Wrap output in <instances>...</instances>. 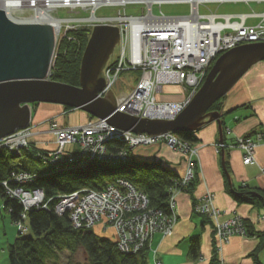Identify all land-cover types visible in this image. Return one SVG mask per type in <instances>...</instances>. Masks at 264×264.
<instances>
[{
  "label": "built area",
  "instance_id": "2783aa9c",
  "mask_svg": "<svg viewBox=\"0 0 264 264\" xmlns=\"http://www.w3.org/2000/svg\"><path fill=\"white\" fill-rule=\"evenodd\" d=\"M1 1V0H0ZM3 1V0H2ZM17 2V1H16ZM46 2V1H45ZM186 2L190 5L187 14H166L161 6L165 3ZM227 2L264 3V0H65L64 5L55 8L85 11L87 16L58 17L62 20L56 29L55 54L61 41L67 37L68 31L79 28L93 29V25L108 24L118 26L121 32L120 52L114 63L105 69L106 84L100 92H106L118 85L125 72L138 71L135 89L128 84L130 90L118 94V109L142 118L154 115L157 118H174L183 111L192 97L203 84L208 71L216 59L224 52L237 46L264 42V11L222 13L218 11L202 12L201 6L209 3L223 4ZM129 4L143 5L142 12L128 14ZM122 6L124 10L112 16H99L102 6ZM158 5L160 11L155 12ZM17 18L30 17L37 6L45 7L42 0H25L16 3ZM7 14L9 15L8 11ZM251 17L263 20L250 24ZM14 20V19H13ZM16 21V20H15ZM20 22V21H17ZM27 23V22H23ZM70 40L77 38L68 37ZM122 83H126L123 82ZM127 84V83H126ZM181 85L184 97L181 101L159 100L157 96L164 92L166 85ZM50 131L56 137V148L37 153V157L56 171L66 168L85 167L92 161L109 164L125 163L130 159L127 150L113 151L108 147L111 140H122L130 148L150 146L164 143L173 150L185 155L186 171L182 176L183 184H190L200 168L199 146L190 144L180 138L177 133L159 134L135 133L122 130L105 119L90 118L86 123L61 125L49 119ZM34 131L32 126L16 130L13 134L0 139V148H9L21 153L29 148L30 138ZM264 134L237 137L232 143H221L223 147L239 148L244 151V163H256L255 152ZM264 175V166L261 167ZM36 174L31 172L13 173L11 180L17 183L9 187L4 181L8 194L18 198L24 205V211L16 226L20 233L29 231L28 212L32 209L48 208L46 194L42 188L26 189L22 185L31 183ZM181 190H174L169 200L170 211L151 208L147 195L138 190L126 179H119L102 190L82 188L68 194H59L56 210L60 214L70 213L76 228H91L99 223L111 224L117 233V243L125 252H136L149 243L155 233L164 236L171 234L178 221L176 195ZM215 195L208 191L195 206L196 211L207 214L214 222L217 239V252L222 253L223 245L230 237L242 235L249 237L244 218L234 214L222 219L223 212L214 204ZM221 260V259H220ZM222 264H227L221 260ZM155 264H163L156 260Z\"/></svg>",
  "mask_w": 264,
  "mask_h": 264
},
{
  "label": "crops",
  "instance_id": "0c3cea01",
  "mask_svg": "<svg viewBox=\"0 0 264 264\" xmlns=\"http://www.w3.org/2000/svg\"><path fill=\"white\" fill-rule=\"evenodd\" d=\"M264 11V10H262ZM261 12V11H259ZM249 13V12H246ZM261 17L248 18L250 24H256ZM176 89L183 93L181 85H166V89ZM170 96L159 93V99H177L171 91ZM184 94V93H183ZM178 97V96H177ZM223 132L224 142L232 143L237 137L264 134V61L253 65L223 98ZM67 110L64 105L41 102L32 107L33 130L30 144L38 151L56 148V137L50 131L49 119L61 125L86 123L90 116L86 111ZM35 111V112H34ZM196 132L199 146L198 180L191 192L181 191L176 195L178 221L173 232L167 236L155 233L150 242L149 261L156 260L163 264H218L214 259L217 242L214 222L211 218L194 210V202L199 201L208 191L215 195L214 204L223 215L222 219L234 214L241 215L253 235L244 237L234 235L224 243L220 259L227 264H264V205L238 202L228 191L223 158L228 161L231 183L235 186H250L264 191V141L256 147V163H244V151L239 148L221 146L219 124L217 120L206 122ZM130 155L136 160H148L165 163L183 176L186 171L185 155L173 150L167 144L130 148ZM224 151V156L222 152ZM34 153V150H33ZM99 225V226H97ZM96 230L103 234V224H97ZM107 233V234H106ZM107 236L117 239L115 229L108 227ZM200 239V256L191 255L193 239ZM222 264V263H221Z\"/></svg>",
  "mask_w": 264,
  "mask_h": 264
},
{
  "label": "trees",
  "instance_id": "16d2710c",
  "mask_svg": "<svg viewBox=\"0 0 264 264\" xmlns=\"http://www.w3.org/2000/svg\"><path fill=\"white\" fill-rule=\"evenodd\" d=\"M90 34L91 29L85 27L68 31L67 37L61 41L57 54L54 56L50 79L74 85L80 84L81 60ZM69 36L77 38L79 41L70 40ZM223 98L218 100L210 111H222ZM65 108L71 109L68 106ZM90 118L94 117L90 116ZM177 135L190 144H195L198 141L196 132ZM108 147L113 151L127 150L130 155V147L122 140H111L108 142ZM39 152L41 151L32 147L31 144L21 153L11 151L9 148H0V198L4 200L3 207L9 212L15 225L21 218L24 205L18 198L11 197L4 185V181H9L10 188L17 186V183L11 180L13 173L31 172L36 174L31 183L22 186L26 189L42 188L47 200L52 199L48 203V208L32 209L28 212L29 231L20 233L18 230L17 237L9 247L10 264H57L61 254L65 251L70 252L71 264H150L151 241L139 251L125 252L119 248L117 239L106 235L107 228L105 226H103V234L95 230V226L76 228L69 212L64 214L57 212L56 205L59 202L57 196L82 188L102 190L123 178L147 195L151 208L169 212V200L173 191L181 190L192 193L199 174L197 170L195 178L190 184L185 185L182 182V176H179L165 163L136 160L131 155L125 163L109 164L92 161L85 167L56 171V167L48 165L37 157ZM225 169L228 191L235 200L264 205V191L246 185L235 187L228 178L227 172L230 173V168L227 160ZM111 173L118 174V177L111 180L103 177V175ZM197 203L198 201L194 202L195 211ZM198 213L208 216L201 212ZM246 227L249 236L253 235V231H250L247 225ZM79 252L84 255L83 261L74 259ZM190 252L194 258L200 256V239L198 237L193 239ZM213 257L218 264H221L217 244Z\"/></svg>",
  "mask_w": 264,
  "mask_h": 264
},
{
  "label": "water",
  "instance_id": "95a60500",
  "mask_svg": "<svg viewBox=\"0 0 264 264\" xmlns=\"http://www.w3.org/2000/svg\"><path fill=\"white\" fill-rule=\"evenodd\" d=\"M120 29L115 25H93L80 67V84L50 79L56 45V27L48 23L17 22L0 8V139L29 126L32 103H57L81 109L89 115L135 133L177 134L195 132L206 122L217 120L224 142L222 113L210 111L236 83L260 61L264 42L247 43L222 53L186 108L174 118H142L118 109L110 88L105 96V69L116 59ZM127 85L132 83L120 76ZM224 156V151L222 152ZM223 168L225 160L223 158ZM231 181L230 174L227 172Z\"/></svg>",
  "mask_w": 264,
  "mask_h": 264
},
{
  "label": "rangeland",
  "instance_id": "374dc122",
  "mask_svg": "<svg viewBox=\"0 0 264 264\" xmlns=\"http://www.w3.org/2000/svg\"><path fill=\"white\" fill-rule=\"evenodd\" d=\"M142 8H143V5H141V4H129L126 7V10H127L128 14H138V13L142 12ZM120 9L124 10V7L105 5L99 9L97 14L99 16H112V15L117 14ZM161 9L166 14H172V15L173 14H187L190 12V5H189V3H186V2L165 3L161 6ZM253 9L256 11L264 10V3L251 2V4L249 5L246 3L227 2V3H223V4L209 3L207 5L201 6L202 12H208L210 10L218 11V12H222V13L250 12ZM154 10L156 13H158L160 11V7L158 5H156L154 7ZM52 13L57 14L58 17L87 16L88 15V12H85V11H78V10L71 11L70 9H64V8H60L57 11V13H56V11H52ZM119 52H120V45L118 47V53L116 54V58H117ZM111 62H112V59L110 60V63ZM138 74H139L138 71L132 70V71L125 72L122 76L124 78H126L127 81H129L130 83H132L134 85L135 79L137 78ZM121 80L123 82H125L122 78H121ZM122 81H120L118 83V85H116L114 87L113 92L115 93V95H118L120 92H122L124 90H130L128 85L126 83L125 84L122 83ZM169 91H171L173 93L172 95L174 97H176L177 98L176 100H178V101H181L182 100L181 98H183L185 96L183 93H180L178 90L173 89V88L166 89L161 94H163V96H170L168 94ZM157 98L159 99V96H157ZM171 98L172 97H170V99H166V100H172ZM40 103L41 102L32 103L31 107H33V109L35 110L36 105L40 104ZM70 110H76L77 111V109H72V108ZM79 111H81V110H79ZM82 111H84V110H82ZM31 122H32V120H31ZM29 126H32L31 123L29 124ZM32 128H33V126H32ZM103 177L106 178L107 180H111V179L117 178L118 174L111 173V174L103 175ZM3 205H4V200L2 198H0V260H1V264H10L9 247L18 235V227L12 222L9 212H7V210L3 207ZM105 225L108 227H111V226L113 227V225H111V224H105ZM97 226H99V225H97ZM96 227H94L95 230H96ZM74 259H75V261H78V260L83 261L84 260L83 253H81V252L77 253L76 256L74 257ZM57 262H58L57 264H71L70 252L69 251L63 252L61 254V257L58 259Z\"/></svg>",
  "mask_w": 264,
  "mask_h": 264
},
{
  "label": "bare ground",
  "instance_id": "6f19581e",
  "mask_svg": "<svg viewBox=\"0 0 264 264\" xmlns=\"http://www.w3.org/2000/svg\"><path fill=\"white\" fill-rule=\"evenodd\" d=\"M16 1L18 3L25 2V0H3V1L1 0L0 1V8L5 9L6 12L8 11L9 16L16 21L48 23V24H51L52 26H55L56 29L59 27V25L62 22V20H59L54 16L55 14L52 13V11H54L55 8L59 6L64 5L65 0H42L44 2L45 7L37 6L36 10L30 14V17H26V18H23V17L17 18L16 14L14 15V13H16L17 11ZM120 35H121V32H120ZM115 96L117 100H120V97H118V95H115ZM159 100L163 101V99H159ZM181 112H179L178 114H180ZM154 115H160V114H151V116H148V118L150 119L157 118V117H152ZM169 132H172V131H169Z\"/></svg>",
  "mask_w": 264,
  "mask_h": 264
}]
</instances>
